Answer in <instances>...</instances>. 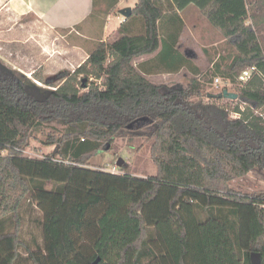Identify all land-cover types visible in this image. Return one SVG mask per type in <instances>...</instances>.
Returning a JSON list of instances; mask_svg holds the SVG:
<instances>
[{
  "label": "trees",
  "instance_id": "trees-1",
  "mask_svg": "<svg viewBox=\"0 0 264 264\" xmlns=\"http://www.w3.org/2000/svg\"><path fill=\"white\" fill-rule=\"evenodd\" d=\"M119 1L94 0L90 18ZM200 7L237 50L227 68L215 63L236 84V100L204 93L179 33L162 38L156 0H137L119 37L97 42L75 71L55 76L58 83L0 56V264H252L253 252L264 264V191L230 187L264 169V23L249 21L245 0ZM137 18L139 33L129 30ZM142 56L150 58L135 63ZM187 68L196 75L186 88L164 90L150 78ZM9 121L11 135H3ZM51 122L63 128L42 143L57 151L21 155L34 130ZM124 137L151 142L155 175L91 167ZM33 205L42 241L24 237Z\"/></svg>",
  "mask_w": 264,
  "mask_h": 264
},
{
  "label": "rangeland",
  "instance_id": "rangeland-1",
  "mask_svg": "<svg viewBox=\"0 0 264 264\" xmlns=\"http://www.w3.org/2000/svg\"><path fill=\"white\" fill-rule=\"evenodd\" d=\"M1 1L2 0H0V2ZM112 11L119 12L115 8ZM45 32L46 29L37 30L36 38L32 37L31 40L27 41V43L26 41H21L19 38H17L15 40L16 42L12 43L7 48L2 45L1 47L3 49L0 47V52L4 51L6 55L11 58V61L14 62L17 67L21 68V71L27 76L34 78L32 73L36 71V73L40 74L44 78H53L55 82L58 83L59 80L55 79V76L58 73L64 70L73 72L86 60H83L84 58L79 59L76 57L77 60L74 64L68 63L64 67L60 68L58 63H64L68 60H66V57H68V49L70 47L67 44H73L78 41L83 43L86 41L87 44L85 43V49L90 51L93 48L94 41L91 39H85V41L84 39H82V41L78 39L74 40L72 36L66 37L64 40H59L58 38L51 39L56 34H47L48 37H44ZM113 33L114 32H112V35L107 38L108 41L114 40L121 34V32H117L114 35ZM259 37L261 43L264 46V30L260 32ZM206 41L200 40L199 42L201 44L197 45L193 43V40L187 37L183 39V48L185 47V49L190 48L194 50V53H191V57L194 65L197 66L201 72L200 75H198V78H200L201 82L204 84V93L217 95L221 94L225 89L231 92H236V84L225 79L215 70V63L221 64L223 68H227V66L231 63L232 58L234 57V54L231 52V48H229V45L226 42L223 47L222 44L216 47L217 49L214 51L212 47L207 46L208 44ZM97 42L99 41H95V44ZM218 50L221 51V53H218ZM187 51H189V49H187ZM1 57L3 59L5 58L3 56ZM140 58H137V62L135 61V63L138 64ZM146 58H150V56H146ZM155 60L159 61V58L155 57ZM78 63L80 64L78 65ZM195 75V72L190 71L187 68L178 73L152 74L150 75V78L153 81L161 84L164 90H168L171 88L188 87L190 81ZM216 77L220 78V82L218 84L215 82ZM203 99L206 102L209 101V97L206 95L203 97ZM192 100L197 101L199 100V97L194 96L192 97ZM218 103L226 105L228 102L226 100H222ZM232 116L235 117L236 114H232ZM5 126L6 129L4 131L2 130V134L7 136L11 135L12 124L10 121L9 123H5ZM62 128V125L57 122L44 124L42 127L34 130V137L31 140L30 147L27 149L31 150L38 156H43L48 152L55 150L54 146L44 145L42 140H45L49 133L59 132L62 130ZM119 159L124 160V164L121 167L117 165ZM90 163L92 164L91 167L93 168H99L108 171L115 170L120 173L128 172L136 176L147 177L157 173V166L153 161L151 154V142L146 138H118L116 139L111 150L99 151L91 159ZM230 187L244 193L264 191V169L256 168L245 176L232 180L230 182ZM28 212L25 213L26 220L24 223V237L30 240L31 237L35 235L37 236L38 240L42 241L41 227L39 223L42 218V213L34 205L31 206V209L30 211L28 210Z\"/></svg>",
  "mask_w": 264,
  "mask_h": 264
},
{
  "label": "crops",
  "instance_id": "crops-1",
  "mask_svg": "<svg viewBox=\"0 0 264 264\" xmlns=\"http://www.w3.org/2000/svg\"><path fill=\"white\" fill-rule=\"evenodd\" d=\"M94 0H2L0 2V47H9L19 38L21 41H29L32 37L36 38V31L46 29L44 37L55 33L51 39L58 38L64 40L71 37L75 40L91 39L94 41L93 48L87 51L85 42H76L69 45V54L66 62H59L60 68L68 63L74 64L79 59H87L89 53L95 48V41H106L108 37L116 34L118 28L125 22L126 18L121 14V10L126 7L132 9L136 6L137 0H120L114 7L117 11L104 13L106 8L98 14L92 16ZM158 5L163 8L161 18V36L166 38L179 33V49L187 56L191 57L193 49L183 48L185 37L193 40L195 44L199 41H206L208 47L215 51L220 45L226 44V37L215 27L203 14L200 7L201 2L209 0H156ZM249 7V21L264 23V0H245ZM124 4V5H123ZM129 18V17H128ZM129 30L139 33L142 30L140 18L134 19ZM61 32V33H60ZM60 33V34H59ZM58 34V35H57ZM19 41V40H18ZM4 42V44H3ZM18 43V42H17ZM22 43V42H20ZM228 43V42H227ZM87 44V43H86ZM232 54H237V50L232 46ZM200 46V45H199ZM204 47V46H203ZM228 47V46H226ZM2 48V47H1ZM4 48V50H5ZM3 49V48H2ZM236 52H235V51ZM218 53L221 51L218 50ZM13 54V53H12ZM10 54V55H12ZM0 55L5 57V61L13 67H17L4 51ZM147 59L146 56L140 61ZM13 60V59H12ZM137 62V61H136ZM80 63H78L79 65Z\"/></svg>",
  "mask_w": 264,
  "mask_h": 264
},
{
  "label": "water",
  "instance_id": "water-1",
  "mask_svg": "<svg viewBox=\"0 0 264 264\" xmlns=\"http://www.w3.org/2000/svg\"><path fill=\"white\" fill-rule=\"evenodd\" d=\"M132 13H133V9L131 7H126V8L121 10V14L125 18L130 17L132 15ZM220 95L229 96V98H231L233 100L238 99V93L228 91L227 89H225ZM58 147L59 146L57 145L55 150H54L55 152L57 151ZM123 164H124V160L119 159L117 162V165L121 167ZM98 261H99V258L95 261V264H97ZM251 262H252V264H261V254L259 252H253L251 254Z\"/></svg>",
  "mask_w": 264,
  "mask_h": 264
},
{
  "label": "built area",
  "instance_id": "built-area-1",
  "mask_svg": "<svg viewBox=\"0 0 264 264\" xmlns=\"http://www.w3.org/2000/svg\"><path fill=\"white\" fill-rule=\"evenodd\" d=\"M255 71H256V67L255 66L248 67L246 70L243 71V74L241 76V79L243 81H247L252 76V74ZM37 82L40 84L39 81H37ZM215 82H216V84H218L220 82V78L219 77H216L215 78ZM18 152H20L21 155L26 156V157H30V158H44V155L43 156H38L34 152H32L31 150H29L27 148L26 149H19L18 148ZM106 171H108V170H106ZM110 172H112V173H120V172H117L115 170L114 171L112 170Z\"/></svg>",
  "mask_w": 264,
  "mask_h": 264
}]
</instances>
